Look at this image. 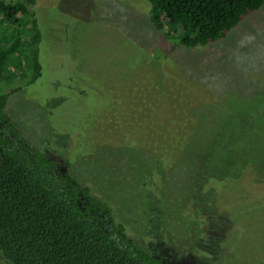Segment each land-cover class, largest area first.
Instances as JSON below:
<instances>
[{
	"label": "rangeland",
	"instance_id": "rangeland-1",
	"mask_svg": "<svg viewBox=\"0 0 264 264\" xmlns=\"http://www.w3.org/2000/svg\"><path fill=\"white\" fill-rule=\"evenodd\" d=\"M147 5L144 0H37L33 9L42 32L44 73L28 86L19 77L8 81L22 86L10 96L8 110L39 146L69 134L73 142L69 146L80 156L79 177L95 181L104 192L109 187L110 200L121 212L126 208L139 214L137 183L149 172L163 203L161 221L173 235L189 229L181 215L171 211L187 200L191 194L187 187L200 179L197 170L206 162V170L222 186L217 208L219 200L229 197L230 206L223 208L229 223L226 219L220 223L232 224L231 233L212 239L224 249L200 255L199 249L187 247L184 252L161 231L156 232V246L171 264H264V6L247 16L224 42L176 49L175 32L169 31L171 37L153 28ZM187 57L208 61L207 76L196 83L199 95L194 96L204 101L200 112L204 125L187 132L192 137L189 147L153 157L146 134L128 129L120 109L117 113L107 109L110 92L118 87L113 91L119 92L125 110L133 103L136 81L161 77L169 86L175 76L185 73ZM179 85L184 88L189 83L183 79ZM167 117L160 114L159 121ZM114 119H121V125L110 140ZM157 127L144 126L153 137L163 133ZM107 150L115 152L125 172L133 175L125 180L124 191L99 169L107 161ZM212 198L208 193L199 196L198 205L204 207ZM139 219L123 214L121 220L135 228L132 221ZM0 264L8 263L0 257Z\"/></svg>",
	"mask_w": 264,
	"mask_h": 264
},
{
	"label": "trees",
	"instance_id": "trees-1",
	"mask_svg": "<svg viewBox=\"0 0 264 264\" xmlns=\"http://www.w3.org/2000/svg\"><path fill=\"white\" fill-rule=\"evenodd\" d=\"M36 1L0 0V257L8 264H171L162 255L161 246L155 244L157 231L170 235L184 252L189 251L187 247L199 249L200 255L222 251L224 248L213 244L212 239H221L222 235L225 238L231 233L232 224L226 227L227 223H220L224 219L229 223L223 208L229 207L230 202L229 197L221 199L217 208L216 196L222 186L216 184V175L206 170V162L197 170L200 179L187 187V194L191 193L187 200L171 211L181 215L180 221L189 229L175 231L173 235L161 221L163 203L155 184H151L149 172L137 183L142 202L139 214L126 208L121 212L110 200L109 187L104 192L95 181L79 177L80 156L75 155L73 145L72 149L69 146L72 142L69 134L48 139L39 146L13 120L8 110L9 98L22 86L8 85V81L19 77L28 86L44 73L40 58L42 32L33 9ZM144 1L148 3L152 27L171 37L173 33L169 31L175 32L176 49L226 41L247 16L264 6V0ZM186 59L189 61L185 73L180 72V78L175 76L169 86L161 77L136 81L131 93L133 103L125 110L119 92L113 91L118 87L110 92L107 109L114 113L120 109L122 118L128 119V129L137 128L146 134L152 156L189 147L192 137L187 132L194 131L196 125L199 129L204 125L200 114L204 101L200 103L194 96L199 95L196 83L200 77L207 76L208 61ZM183 79L189 83L184 88L179 85ZM160 114L168 117L159 121ZM120 120H113L115 130L110 140ZM148 123L158 126L163 133L159 137L148 135L144 128ZM160 125H165V129ZM105 156L107 161L99 169L116 181L115 188L124 191L125 180L133 175L125 172L115 152L107 150ZM206 193L213 198L200 207L199 196ZM123 214L135 219L139 215L138 222L132 221L137 227L121 220ZM209 224L212 228L206 226ZM220 225L223 230L219 229ZM144 240L151 244H142Z\"/></svg>",
	"mask_w": 264,
	"mask_h": 264
}]
</instances>
